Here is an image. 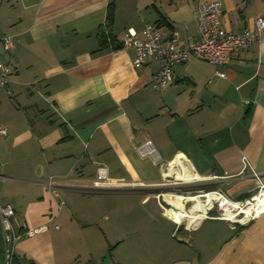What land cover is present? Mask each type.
<instances>
[{"label":"crops","instance_id":"1","mask_svg":"<svg viewBox=\"0 0 264 264\" xmlns=\"http://www.w3.org/2000/svg\"><path fill=\"white\" fill-rule=\"evenodd\" d=\"M199 1L0 0V37L13 41L10 55L0 44L11 66L0 89V204L20 230L45 226L19 240L14 264H264V212L231 222L210 205L192 217L182 207L191 195L161 192L174 186L164 181L181 157L196 189L232 201L254 194L250 168L241 171L245 156L264 176V29L225 66L195 57L174 65L162 89L151 81L159 63L135 67L134 48L122 44L158 23L186 45ZM219 1L229 31L264 17V0ZM147 141L151 154L141 157ZM122 190L144 193L141 204L155 199L153 232L146 219L119 215ZM167 193L180 197L168 201L177 210ZM1 248L0 225V264Z\"/></svg>","mask_w":264,"mask_h":264},{"label":"built area","instance_id":"2","mask_svg":"<svg viewBox=\"0 0 264 264\" xmlns=\"http://www.w3.org/2000/svg\"><path fill=\"white\" fill-rule=\"evenodd\" d=\"M222 3L219 0H200L194 12L196 22L195 36L188 37L187 44L179 43V33L177 30L167 32L157 23H146L142 34L143 39L137 40L128 34L123 39V47H132L135 50L134 66L139 67L151 61H157L159 68L152 75V86L156 89H162L173 82V66L185 63L190 57H195L212 65L225 66L230 60L232 54L237 50L250 47L258 40L259 32L264 29V17L258 16L254 19V27L246 28L240 32L229 31L225 29L221 21ZM0 44L4 53L10 55L13 49V41L9 36L0 37ZM11 74L9 62L0 60V89L6 87ZM220 77H225L223 71L217 72ZM7 129L0 126V136H5ZM151 142L137 147V153L141 157L151 154ZM243 169L251 170V177L255 182V192L247 200L232 201L240 207V210L232 207L237 214V219H231V222H243L264 212V208L259 213L252 211L249 216L241 211L242 208L251 207L256 203V197L264 198V176L251 168L247 158L242 157ZM98 179L105 178L104 170L98 168L96 172ZM219 196L224 195L219 191H213ZM225 197V196H224ZM220 207L219 200H213L214 205ZM217 215L224 218V211L220 208ZM237 210V211H236ZM241 211V212H240ZM14 210L8 204H0V225L2 230V248L1 264H14L16 258V249L19 240L23 236H30L45 230V226L39 228H28L23 226L18 229L14 224ZM225 219V218H224ZM242 219V221H238Z\"/></svg>","mask_w":264,"mask_h":264},{"label":"rangeland","instance_id":"3","mask_svg":"<svg viewBox=\"0 0 264 264\" xmlns=\"http://www.w3.org/2000/svg\"><path fill=\"white\" fill-rule=\"evenodd\" d=\"M188 181V180H187ZM165 184H171L174 185L169 188H163L161 189L163 193L165 192H174L177 194H180L182 196H195L198 195L199 199L201 201H205L206 198L203 196L204 193L207 192H213L214 190H208V187H204V189H196L198 186L191 180L189 182H183L180 179H172V181H164ZM201 190V191H199ZM131 194H128L127 192H124L122 190L120 194L115 198V200H120L122 204L120 205V213L119 215L121 217H135L138 220L139 219H146L145 221L148 222V228L146 229L149 232H153L158 225H155L151 223V221H156V218H158L161 215V208L157 206L156 201L154 198H150V200L146 204H141V199L145 196L144 193L139 192H130ZM250 198V197H249ZM185 201V199H183ZM128 202V204L124 203ZM182 202V201H181ZM124 203V204H123ZM193 202L185 201L182 203V207L184 210H189L190 208L195 207L196 205L192 204ZM212 206V204H211ZM171 209V208H170ZM239 209V208H238ZM232 210V209H231ZM220 207H218L216 204L214 205L212 209V213L218 215L220 212ZM237 211V210H236ZM235 211H231L229 214H226L225 218L234 216ZM237 218V217H236ZM139 226V225H138ZM172 228V227H170ZM174 237L172 239H175V233L173 235Z\"/></svg>","mask_w":264,"mask_h":264},{"label":"bare ground","instance_id":"4","mask_svg":"<svg viewBox=\"0 0 264 264\" xmlns=\"http://www.w3.org/2000/svg\"><path fill=\"white\" fill-rule=\"evenodd\" d=\"M170 172L172 173V175L174 176L175 179H180L182 181H189L192 180L194 177H196L195 173L192 172V169L190 168V166L187 164V162L181 158V157H177L171 164V169ZM206 200L205 201H201L199 198L195 197V196H189L188 197V201L193 202L196 206L193 208H190L188 210V215L192 216V217H199L204 215V212L206 210L207 206H210L213 202V200H219L220 201V208L224 211V217L226 216V214H229L232 210V207L237 208V210H240V207H238V205L228 199H226L225 197H221L219 196L217 193L214 192H209L204 194ZM165 199L167 201H172L175 205H178L176 202L178 201V199L180 197H178V195L176 194H171V193H167L164 195ZM256 203H254L251 207H246V208H242L241 211L245 214V217L249 216V214L252 211H256V213H259L260 210L262 208H264V198H259L256 197ZM169 202V203H170ZM172 207L171 209L173 210H177V208L171 203ZM239 208V209H238ZM195 211L199 212V213H194ZM240 211V212H241ZM234 216L230 217H226L228 220L231 219H237V214H233ZM225 218V219H226ZM238 221H242V219H239Z\"/></svg>","mask_w":264,"mask_h":264},{"label":"trees","instance_id":"5","mask_svg":"<svg viewBox=\"0 0 264 264\" xmlns=\"http://www.w3.org/2000/svg\"><path fill=\"white\" fill-rule=\"evenodd\" d=\"M112 16H113V7L110 4L107 9V17H106V20L108 21L109 24L112 21ZM105 43H106V34L104 32H101L100 33V48L105 47Z\"/></svg>","mask_w":264,"mask_h":264},{"label":"water","instance_id":"6","mask_svg":"<svg viewBox=\"0 0 264 264\" xmlns=\"http://www.w3.org/2000/svg\"><path fill=\"white\" fill-rule=\"evenodd\" d=\"M165 203H166L169 207H171V208L174 209V207H172L171 203H169L168 201H165Z\"/></svg>","mask_w":264,"mask_h":264}]
</instances>
